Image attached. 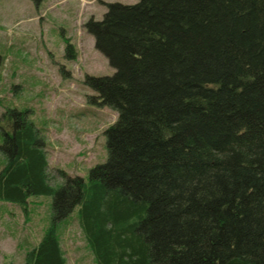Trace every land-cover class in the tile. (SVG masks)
I'll return each instance as SVG.
<instances>
[{"label":"trees","instance_id":"trees-1","mask_svg":"<svg viewBox=\"0 0 264 264\" xmlns=\"http://www.w3.org/2000/svg\"><path fill=\"white\" fill-rule=\"evenodd\" d=\"M106 7L84 24L114 69L84 80L89 103L117 112L106 160L54 184L26 111L3 113L0 200L51 199L18 264H68L75 208L97 264H264V0Z\"/></svg>","mask_w":264,"mask_h":264},{"label":"rangeland","instance_id":"rangeland-1","mask_svg":"<svg viewBox=\"0 0 264 264\" xmlns=\"http://www.w3.org/2000/svg\"><path fill=\"white\" fill-rule=\"evenodd\" d=\"M137 1L0 0V133L8 131L6 108L26 111L25 120L44 143L54 184L66 174L85 176L106 160L103 130L117 117L112 108L89 103L95 92L84 84L86 76L111 75L114 69L84 24L101 19L108 2ZM66 39L73 55L65 54ZM2 158L0 153V169ZM50 202L43 195L29 197L25 211L0 200V264L20 263L26 249L38 243ZM75 213L76 208L60 229L68 264H97Z\"/></svg>","mask_w":264,"mask_h":264}]
</instances>
